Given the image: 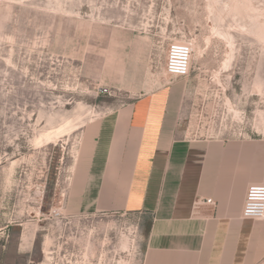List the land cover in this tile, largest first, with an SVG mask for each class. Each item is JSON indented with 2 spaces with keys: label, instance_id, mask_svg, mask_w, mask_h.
Segmentation results:
<instances>
[{
  "label": "rangeland",
  "instance_id": "obj_1",
  "mask_svg": "<svg viewBox=\"0 0 264 264\" xmlns=\"http://www.w3.org/2000/svg\"><path fill=\"white\" fill-rule=\"evenodd\" d=\"M168 86L190 139H264V0H0V264H143L149 216L70 194L92 125Z\"/></svg>",
  "mask_w": 264,
  "mask_h": 264
},
{
  "label": "crops",
  "instance_id": "obj_2",
  "mask_svg": "<svg viewBox=\"0 0 264 264\" xmlns=\"http://www.w3.org/2000/svg\"><path fill=\"white\" fill-rule=\"evenodd\" d=\"M177 94L161 88L92 125L70 205L149 216L143 264H260L264 221L242 211L248 187L264 184V139H190Z\"/></svg>",
  "mask_w": 264,
  "mask_h": 264
},
{
  "label": "built area",
  "instance_id": "obj_3",
  "mask_svg": "<svg viewBox=\"0 0 264 264\" xmlns=\"http://www.w3.org/2000/svg\"><path fill=\"white\" fill-rule=\"evenodd\" d=\"M193 48L187 43H172L168 47L165 64V72L174 79L189 77ZM198 207L208 206L214 208L215 201L212 198H202L196 202ZM242 218L253 221H264V184H252L248 187Z\"/></svg>",
  "mask_w": 264,
  "mask_h": 264
},
{
  "label": "bare ground",
  "instance_id": "obj_4",
  "mask_svg": "<svg viewBox=\"0 0 264 264\" xmlns=\"http://www.w3.org/2000/svg\"><path fill=\"white\" fill-rule=\"evenodd\" d=\"M215 31H216V33H218V34H221L222 32H224V30L222 29V28H216L215 29ZM63 129H64V127H60V128H58V129H56V130H54V131H50L49 133H47L46 134V139L48 140V141H51V139L53 138V135H58V134H60L62 131H63ZM68 130V129H67ZM65 131V130H64Z\"/></svg>",
  "mask_w": 264,
  "mask_h": 264
}]
</instances>
